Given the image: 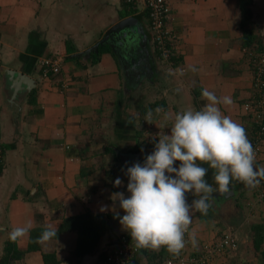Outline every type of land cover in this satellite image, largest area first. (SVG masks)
<instances>
[{
	"label": "crops",
	"instance_id": "crops-1",
	"mask_svg": "<svg viewBox=\"0 0 264 264\" xmlns=\"http://www.w3.org/2000/svg\"><path fill=\"white\" fill-rule=\"evenodd\" d=\"M239 1L168 0L177 54L169 65L159 58L143 6L134 12L120 0H0V254L8 233L28 224L30 232L17 240L24 256L14 264H46L44 254L51 255L50 264H100L122 237L132 240L114 218L110 199L116 191L130 195L122 169L151 153L154 144L142 142L145 135L158 142L160 132L170 134L177 113L200 110L208 102L204 88L232 98L220 110L251 141L254 122L244 105L253 95L256 54L245 45ZM129 16H140L148 38L140 46L139 66H123L108 43L78 56ZM44 58L59 59L60 73L44 78ZM149 111L151 124L145 121ZM261 167L264 142L254 163ZM117 177L124 181L121 188L114 187ZM206 179L216 189L210 196L219 192L211 169ZM259 180V189L233 180L229 186H239L233 195L210 198L205 214L192 210L187 254L197 255L228 233L238 239V248L212 264H264V242L257 251L253 240L254 227L264 229V202L258 200L264 178ZM190 196L189 204L195 199ZM103 205L109 211L101 212ZM115 211L125 214L118 203ZM102 221L105 235L93 253L79 259V230H96ZM48 225L57 237L38 243ZM174 256L166 247L141 248L136 264H167Z\"/></svg>",
	"mask_w": 264,
	"mask_h": 264
},
{
	"label": "clouds",
	"instance_id": "clouds-1",
	"mask_svg": "<svg viewBox=\"0 0 264 264\" xmlns=\"http://www.w3.org/2000/svg\"><path fill=\"white\" fill-rule=\"evenodd\" d=\"M201 95L208 102L200 110L177 113L170 134L160 132L158 142L153 138L154 150L145 156L144 162L137 161L126 171L122 169L128 177L130 195L126 197L124 192L116 191L110 196L114 218L138 248L166 247L170 253L179 254L185 247L184 236L192 223V210L206 213L210 194L216 191L206 179L209 169L220 192L228 191L233 180L256 187L260 183L258 177L264 178V167L254 169L255 153L244 127L220 110L219 105H231L232 98L217 97L207 88ZM145 121L151 124V111ZM176 161L181 162L178 167L174 166ZM123 184L119 177L114 181V187ZM188 193L195 197L190 204ZM116 203L125 212L123 216L115 211ZM100 211H109V206H101ZM30 229V224L13 228L8 237L15 242ZM57 234V229L48 225L37 242H48Z\"/></svg>",
	"mask_w": 264,
	"mask_h": 264
},
{
	"label": "built area",
	"instance_id": "built-area-1",
	"mask_svg": "<svg viewBox=\"0 0 264 264\" xmlns=\"http://www.w3.org/2000/svg\"><path fill=\"white\" fill-rule=\"evenodd\" d=\"M130 7L134 12H138L143 6L148 13L150 22V31L153 36L156 51L160 60L164 63L173 65V60L177 56L175 43L176 36L169 28L171 17V5L168 0H120ZM252 63L254 66L253 95L251 101L244 105L245 111L250 114L254 122L251 144L255 153V162L261 153V145L264 142V56L253 55ZM42 75L44 78H50L51 75H57L61 71V61L59 59L44 58L40 62ZM142 142L153 146V138L149 135L144 136ZM153 151L154 148H151ZM151 151V152H152ZM4 151L0 146V169L4 162ZM255 169V168H254ZM259 179V177H258ZM261 188L260 183L256 187ZM259 202H264V190H259ZM188 202V201H187ZM190 226L185 232L184 240L191 235ZM238 248V239L232 234H223L222 237L203 245V249L197 254H187L182 249L179 254L167 260V264H212L216 257ZM140 248L127 237H122L119 246L111 250L100 264H136Z\"/></svg>",
	"mask_w": 264,
	"mask_h": 264
},
{
	"label": "trees",
	"instance_id": "trees-1",
	"mask_svg": "<svg viewBox=\"0 0 264 264\" xmlns=\"http://www.w3.org/2000/svg\"><path fill=\"white\" fill-rule=\"evenodd\" d=\"M239 6L242 12V27L244 29V40L246 47L250 48L254 54H259L264 56V38L263 36H257L254 31L248 29L251 25L252 18H253V7L256 4L255 0H240ZM139 150V149H138ZM141 149L139 150V152ZM144 155V154H143ZM145 158V156H143ZM243 183V182H242ZM244 184V183H243ZM245 185V184H244ZM191 194H186V197L190 198ZM205 214V213H204ZM201 215L202 219H205L207 216ZM101 220L103 219L102 216H98ZM69 222H73L74 218H70ZM102 221L101 226L96 230H79V238L77 247L75 250V255L81 259L86 255H89L94 252L96 249L100 239L105 235L106 232V223ZM64 230V228H63ZM264 239V231L262 227H254L253 230V240L256 247V250H260L262 248V241ZM132 241V240H131ZM119 246V243H116V247ZM115 247V248H116ZM113 248L112 250H114ZM111 251V250H110ZM103 254L102 259L107 256L110 252ZM141 251V248H140ZM24 256V253L19 251L17 248V241H12L8 239L5 243L3 254L0 256V264H14L16 261L20 260ZM45 263L50 264L51 255L44 254ZM138 261V260H137Z\"/></svg>",
	"mask_w": 264,
	"mask_h": 264
},
{
	"label": "water",
	"instance_id": "water-1",
	"mask_svg": "<svg viewBox=\"0 0 264 264\" xmlns=\"http://www.w3.org/2000/svg\"><path fill=\"white\" fill-rule=\"evenodd\" d=\"M148 38L145 34L143 27L140 24V16H129L117 24H115L103 37V39L94 46L92 49L80 53L78 56H84L92 51H97L99 46H103L105 44H110L115 52L120 55V62L123 66H139L140 54H144L141 50L140 46L143 44L146 45ZM138 60V62H137ZM6 72V71H5ZM6 74V73H4ZM11 76L17 77L25 80L27 76L18 72L9 71ZM21 82V81H20ZM239 189V186H229L228 191L226 192H217L210 196L212 199L217 200L218 197L229 196V194L233 195V193Z\"/></svg>",
	"mask_w": 264,
	"mask_h": 264
},
{
	"label": "rangeland",
	"instance_id": "rangeland-1",
	"mask_svg": "<svg viewBox=\"0 0 264 264\" xmlns=\"http://www.w3.org/2000/svg\"><path fill=\"white\" fill-rule=\"evenodd\" d=\"M255 2H256V4L253 7V18H252L251 25L249 26V29L254 31V33L258 37L262 35L264 38V0H255ZM226 5L230 6L231 4L227 3ZM262 27H263V31L261 30ZM150 36H151V34H150ZM213 218H214V216H213ZM263 231H264V229H263ZM263 242H264V239H263ZM4 247H5V245H4ZM3 251H4V248L1 251L0 256L3 254Z\"/></svg>",
	"mask_w": 264,
	"mask_h": 264
}]
</instances>
